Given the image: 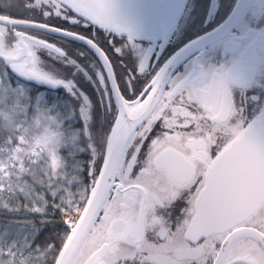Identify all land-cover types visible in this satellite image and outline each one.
I'll use <instances>...</instances> for the list:
<instances>
[{"label": "flooded vegetation", "instance_id": "1", "mask_svg": "<svg viewBox=\"0 0 264 264\" xmlns=\"http://www.w3.org/2000/svg\"><path fill=\"white\" fill-rule=\"evenodd\" d=\"M237 1L231 0L232 10ZM209 2L211 7L207 14L197 22L196 16L192 15L190 0H186L175 27L165 38L136 36L137 42L145 49L164 51L172 48L174 55L188 41L213 30L230 15L208 29L210 22L215 23L217 16L224 15L223 0ZM247 7L251 15L246 31L237 33V37L228 43L227 34L235 31L232 26L217 40L191 52L171 68L178 76H187L191 80L217 70L228 73L227 83L223 78H216L199 90V102L206 119L187 113L183 108L178 109L181 115L191 116L197 127L191 133H179L173 138L175 144L163 146L150 161H143L156 181L151 187H130L131 195L125 199L117 197L109 189L117 181L127 180L131 170L129 165L139 151V145L133 144L131 132L110 187L70 264H133L134 253L130 245L148 249L157 264H191L192 261L195 264H264V198L246 219L225 229L206 234L198 231L193 223L194 206L206 184L208 169L252 125L253 120L264 115V104H253L246 111L239 107L240 97L245 93L253 101L264 95V5L252 0ZM69 9L73 10V18L77 12L85 13L72 0H0V53L10 55L12 66L36 58L47 69L42 73L43 78L62 77L65 74L62 67L64 58L58 46L67 45L68 41L64 36L50 35L48 29L58 32L60 29L51 25L61 23L68 29L65 35L73 36L72 25L57 19L66 15ZM5 66L0 58V70ZM13 86L23 88L25 92L18 105L26 97L30 98L29 89L22 85ZM38 94L48 124L43 128L58 143L55 157L66 156L74 162L75 171L85 175V202L98 178L91 174V163L104 155L107 150L105 143L108 146L112 133L107 134L103 127L104 117L101 115L97 119L91 106L81 114L79 119L83 123L80 124L70 105L61 107L55 100L49 102L45 93ZM234 96L236 104L233 103ZM124 103L127 105L128 102ZM128 111L130 114L140 113L143 106L137 105ZM130 150L131 160L127 158ZM86 154L91 159H86ZM105 217L109 218L107 222ZM173 228L176 229L174 232ZM245 229L251 232H239ZM160 232L167 239L163 245L154 248L148 241L152 240L154 233ZM169 232L172 234L168 235Z\"/></svg>", "mask_w": 264, "mask_h": 264}, {"label": "snow or ice", "instance_id": "2", "mask_svg": "<svg viewBox=\"0 0 264 264\" xmlns=\"http://www.w3.org/2000/svg\"><path fill=\"white\" fill-rule=\"evenodd\" d=\"M251 2L242 0L237 6L233 24L235 31L227 34L226 42L231 43L237 33L248 29L251 12L247 5ZM255 3L264 5V0H255ZM190 7L192 15L199 22L211 5L209 0H190ZM221 7L224 15L217 16L215 23L210 22L208 29L214 28L224 16L232 12L231 0H223ZM73 16V10L69 9L66 15L57 18L62 23L72 25L73 36L65 35L68 29L63 28L61 23L51 25L60 31L49 33L64 36L68 41L67 45L58 46L64 58L62 67L65 74L62 77L41 78L47 69L34 58L19 66L6 65L0 70V82L22 85L32 94L45 93L49 102L55 100L64 108L70 105L80 124L83 123L79 119L81 114L91 106L97 119L101 115L104 117L103 127L109 135L119 121H126L132 130L133 144L139 145V151L129 165L131 170L127 180L112 184L109 191L127 199L131 195L130 187H151L156 181L143 161H150L163 146L175 144L173 138L179 133H191L197 127L191 116L181 115L178 109L183 108L187 113L206 119L203 116L204 108L199 102V90L216 78H223L227 83L228 73L217 70L202 75L198 80L178 76L171 71L174 49H145L137 42L135 33L115 21L108 0H94L86 13L77 12L75 18ZM93 44L95 47H92ZM233 103L236 104L235 96ZM253 104H264V95L255 101L249 99L248 93L240 97V109L246 111ZM137 105L143 106V111L130 114L128 109H135ZM104 155H107L106 150ZM104 155L91 163L93 178L105 168ZM85 158L91 159L87 154ZM127 158L132 159L131 150ZM108 219L105 217L106 222ZM175 230L172 229L173 232ZM166 239L163 232L154 233L148 243L158 248ZM129 247L134 253L133 264H157L148 249L136 245ZM191 264H195V261Z\"/></svg>", "mask_w": 264, "mask_h": 264}, {"label": "water", "instance_id": "3", "mask_svg": "<svg viewBox=\"0 0 264 264\" xmlns=\"http://www.w3.org/2000/svg\"><path fill=\"white\" fill-rule=\"evenodd\" d=\"M86 13L94 0H72ZM115 21L136 36L157 35L165 38L177 23L186 0H108ZM238 0L230 15L219 26L188 41L172 55L175 66L191 52L219 38L234 24ZM8 21V20H7ZM50 32L56 30L48 29ZM6 65L12 66L10 55L0 53ZM43 78V74L41 75ZM132 130L119 121L108 141L105 168L88 194L80 214L69 229L53 264H70L87 234L116 171L122 150ZM258 145V149L256 148ZM244 167V168H242ZM245 178L243 182L241 180ZM206 184L195 203L193 223L201 233H212L240 222L255 211L264 198V115L253 120L215 159L207 171ZM239 232L250 233V229Z\"/></svg>", "mask_w": 264, "mask_h": 264}, {"label": "trees", "instance_id": "4", "mask_svg": "<svg viewBox=\"0 0 264 264\" xmlns=\"http://www.w3.org/2000/svg\"><path fill=\"white\" fill-rule=\"evenodd\" d=\"M38 95L31 93L33 108ZM12 109L0 111V126L16 125L0 132V264H53L70 225L65 215L84 203L85 175L43 151L28 113Z\"/></svg>", "mask_w": 264, "mask_h": 264}, {"label": "rangeland", "instance_id": "5", "mask_svg": "<svg viewBox=\"0 0 264 264\" xmlns=\"http://www.w3.org/2000/svg\"><path fill=\"white\" fill-rule=\"evenodd\" d=\"M15 88H17V91ZM23 93H25L23 88L14 87L10 83L0 82V111L2 112L8 111L10 109V105H14V109H12L11 111L12 114L15 112H23L25 114L28 113L29 122H32L34 124L33 127L34 128L38 127L39 130V133L37 134L38 135L37 142L43 145V151H47L49 154L55 157L56 156L55 150L57 148L58 143H56L55 138L47 134L45 132V129L43 128V125L48 126V124L45 119L46 117L43 116V106L40 105V103L42 104L40 100V95H38L39 97H36L34 99L33 104L36 105L34 108L31 104L32 102L31 93H30V98L26 97L23 100V103H21V105H16V103L22 101ZM5 99H8V103L4 102ZM26 105H30L28 110L26 109ZM75 215L74 214L65 215L66 222L69 224L73 222Z\"/></svg>", "mask_w": 264, "mask_h": 264}, {"label": "clouds", "instance_id": "6", "mask_svg": "<svg viewBox=\"0 0 264 264\" xmlns=\"http://www.w3.org/2000/svg\"><path fill=\"white\" fill-rule=\"evenodd\" d=\"M16 125L9 123V124H5L3 126H0V132H12L15 130Z\"/></svg>", "mask_w": 264, "mask_h": 264}]
</instances>
